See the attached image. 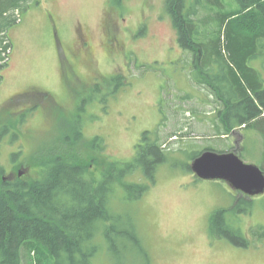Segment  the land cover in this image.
<instances>
[{"label": "rangeland", "instance_id": "obj_1", "mask_svg": "<svg viewBox=\"0 0 264 264\" xmlns=\"http://www.w3.org/2000/svg\"><path fill=\"white\" fill-rule=\"evenodd\" d=\"M227 5L235 9L230 1ZM20 6L10 12L18 22L9 29L11 56L1 71L0 164L5 173L0 184L4 178L30 177L33 162L56 147L65 151L68 137L79 140L69 157L96 171L109 155L131 159L150 131L152 138L158 134L171 163L159 167L155 183L140 199L126 204L139 223L147 263L264 264V239L259 232L253 236L255 228H264V194L250 197V211L239 213L250 244L237 245L211 230L210 217L232 206L239 191L223 180L198 178L189 168L193 151L209 146L238 153L242 148L245 162L261 166L264 137L255 128L222 134L216 115L222 102L197 80L196 56L180 46L166 0H20ZM106 17L109 47L104 50ZM81 24L96 50L88 66L72 50L73 32ZM251 64L264 72L262 61ZM117 75L123 77L116 80L124 81L120 87L109 84ZM97 86L106 101L98 97ZM79 120L81 136L76 135ZM97 137L104 145L99 151L92 146ZM130 178L140 180L141 174ZM33 255L25 251L22 264H31ZM144 258L140 249L124 255L105 249L93 264H145Z\"/></svg>", "mask_w": 264, "mask_h": 264}, {"label": "trees", "instance_id": "obj_2", "mask_svg": "<svg viewBox=\"0 0 264 264\" xmlns=\"http://www.w3.org/2000/svg\"><path fill=\"white\" fill-rule=\"evenodd\" d=\"M227 1L235 9H228ZM18 8L20 0H0V85L4 79L1 71L11 56L9 29L18 22L10 12ZM166 9L180 46L196 56L197 80L206 83L222 102L216 112L224 128L222 134L229 135L237 127L255 128L264 137V72L251 64L260 60L264 70V0H166ZM120 78L111 77L109 84L122 86L124 81H116ZM101 89L97 86L95 91L106 101ZM76 129V135L81 136L80 120ZM151 134L144 133L131 159L109 155L106 165L96 171L69 157L68 150L79 140L68 137L65 151L56 147L57 151L34 160L30 177L3 180L0 264H22L25 251L34 253L31 264H93V258L105 249L112 255L140 249L148 264L139 223L133 208L129 211L126 204L140 199L155 183L159 167L171 163L158 134L155 138ZM102 143L97 137L92 146L99 151L104 148ZM205 150L225 152L209 146L193 151V159ZM241 151H237L240 156ZM262 161L259 166L264 171ZM4 173L0 164V176ZM136 173L141 174L140 180L130 178ZM253 205L254 198L234 194L232 206L212 213L211 230L237 245H249L238 215L248 213ZM254 232L264 239V228H255L253 236Z\"/></svg>", "mask_w": 264, "mask_h": 264}, {"label": "water", "instance_id": "obj_3", "mask_svg": "<svg viewBox=\"0 0 264 264\" xmlns=\"http://www.w3.org/2000/svg\"><path fill=\"white\" fill-rule=\"evenodd\" d=\"M191 169L198 178L223 180L232 189L250 197L264 194V171L255 163L245 162L236 150H205L193 159Z\"/></svg>", "mask_w": 264, "mask_h": 264}, {"label": "flooded vegetation", "instance_id": "obj_4", "mask_svg": "<svg viewBox=\"0 0 264 264\" xmlns=\"http://www.w3.org/2000/svg\"><path fill=\"white\" fill-rule=\"evenodd\" d=\"M32 4V3H29ZM76 31L73 32L72 35V50L74 55L76 56L77 61H79L81 63V65L83 66H88L90 64V61L92 60L93 57V53H95V49L94 46L92 44L91 41V37L87 34V31H85L84 27L80 25H76ZM105 46H104V50H107L106 47H109V17L105 18ZM61 44H64L62 40H60ZM120 43V39H118L117 37H115V44L116 46H118ZM96 55V54H95ZM43 94H46L44 92H40ZM37 106V105H36ZM35 106V107H36ZM6 179L4 178V181Z\"/></svg>", "mask_w": 264, "mask_h": 264}, {"label": "crops", "instance_id": "obj_5", "mask_svg": "<svg viewBox=\"0 0 264 264\" xmlns=\"http://www.w3.org/2000/svg\"><path fill=\"white\" fill-rule=\"evenodd\" d=\"M57 40H58V39H57ZM58 47H59V43H58L57 49H59Z\"/></svg>", "mask_w": 264, "mask_h": 264}]
</instances>
